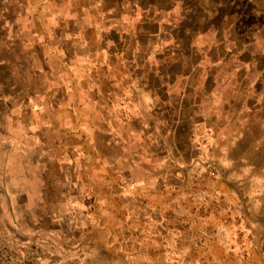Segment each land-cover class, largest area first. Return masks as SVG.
Wrapping results in <instances>:
<instances>
[{
    "label": "rangeland",
    "instance_id": "rangeland-1",
    "mask_svg": "<svg viewBox=\"0 0 264 264\" xmlns=\"http://www.w3.org/2000/svg\"><path fill=\"white\" fill-rule=\"evenodd\" d=\"M219 2L209 11L195 2L179 31L189 30L186 40L163 54L156 73L149 66L138 75L146 101L138 120L110 123V136L86 140L88 149L97 142L87 158L100 164L82 177L113 198L116 211L97 219L92 238L102 247L112 229L108 240L127 248L114 255L134 258L149 245L170 260L189 251L187 242L200 254L206 241L210 257L222 250L226 264L251 250L264 261V0ZM46 189L51 209L63 206L62 197L88 199L83 185ZM6 190L3 220L22 237L46 245L47 223L84 234L94 225L87 215L78 226L68 215L32 216Z\"/></svg>",
    "mask_w": 264,
    "mask_h": 264
},
{
    "label": "crops",
    "instance_id": "crops-1",
    "mask_svg": "<svg viewBox=\"0 0 264 264\" xmlns=\"http://www.w3.org/2000/svg\"><path fill=\"white\" fill-rule=\"evenodd\" d=\"M195 2L201 6L208 4V11L220 3L219 0H0L2 219H5L2 201L9 187L11 201L26 202V210L32 216L68 215L75 219L72 220L75 226L79 225L78 216L93 219L89 234H84L81 228L67 232L64 227L56 229L48 223L44 226L45 241L54 243V252L63 259L77 257L82 264L227 263L220 255L222 250L216 257H210L211 245L206 241L198 248L200 254L193 251V242H187L189 251L170 260L156 252L157 247L151 249L149 245L138 250L134 258L130 257L134 252H126L129 256L114 255L115 250L127 248L122 244L114 246L113 239L108 240L112 234L108 226L104 247H99L92 238L100 232L97 219L114 216V200L108 199V194L103 199L93 190L94 180L82 177L83 170L100 164L92 156L87 158L89 153H95L97 142L88 149L86 140L110 136V123L138 120L141 113L138 107L146 103L145 85L138 75L149 66L156 73L163 54L177 49L186 40L189 30L179 31L189 24V20H184ZM70 169L73 173L66 177L65 170ZM39 170H43L41 177ZM61 183L85 186L88 194L84 196L88 199L82 193L62 197L63 206L51 209V193L46 187ZM230 264H264V261L251 250Z\"/></svg>",
    "mask_w": 264,
    "mask_h": 264
},
{
    "label": "built area",
    "instance_id": "built-area-1",
    "mask_svg": "<svg viewBox=\"0 0 264 264\" xmlns=\"http://www.w3.org/2000/svg\"><path fill=\"white\" fill-rule=\"evenodd\" d=\"M54 248L37 238L20 236L0 212V264H82L77 257L63 259Z\"/></svg>",
    "mask_w": 264,
    "mask_h": 264
}]
</instances>
